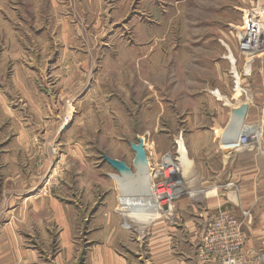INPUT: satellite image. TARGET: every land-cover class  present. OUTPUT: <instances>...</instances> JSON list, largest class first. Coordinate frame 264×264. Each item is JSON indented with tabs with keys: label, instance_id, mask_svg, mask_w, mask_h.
Here are the masks:
<instances>
[{
	"label": "rangeland",
	"instance_id": "1",
	"mask_svg": "<svg viewBox=\"0 0 264 264\" xmlns=\"http://www.w3.org/2000/svg\"><path fill=\"white\" fill-rule=\"evenodd\" d=\"M262 5L264 0H0V147L5 161L20 152V161L31 163L37 181L43 178L47 194L68 215L67 250H56L54 234L47 246L36 234L43 264L56 256L83 264L106 253L127 264H151L157 229L162 241L179 244L174 256H192L201 234L174 227L190 217L195 230L200 227L193 216L201 207L197 200L210 186L207 170L221 156L212 129L221 130L229 117L233 124V111L246 104L241 129L260 134L254 147L264 151V105L252 96L253 85L264 84V53L248 74L237 42L246 12ZM139 138L151 187L166 158L178 176L175 199L162 203L160 216L147 225L125 216L124 194L111 177L118 173L103 160L123 161L134 173L130 144ZM180 147L195 173L185 178ZM181 207L188 212L180 214ZM251 211L245 212L249 226ZM30 217L33 226L47 219L44 213Z\"/></svg>",
	"mask_w": 264,
	"mask_h": 264
},
{
	"label": "crops",
	"instance_id": "2",
	"mask_svg": "<svg viewBox=\"0 0 264 264\" xmlns=\"http://www.w3.org/2000/svg\"><path fill=\"white\" fill-rule=\"evenodd\" d=\"M252 96L254 104L264 105V84L253 85ZM248 114L249 107L245 118ZM219 128L221 130L212 129V131L218 135L217 142L221 156L218 166H212L207 170H210L208 175L212 177L211 183L201 192V198L197 200L201 207L198 213L193 215L198 218L200 227L195 230L194 218L190 217L181 226L174 227V230L187 234L197 232L202 236L209 218L216 211L225 210L236 218H243L244 232L247 226L244 257L247 261L250 259L255 261L257 253L264 250V151L259 147L248 146L228 152L224 145L234 139L227 140L232 129L231 118L229 117ZM19 138L20 136L17 137L16 151L20 148ZM0 152V157L4 158L0 159V264H43L39 259V253L42 255L44 253L42 250L38 252L34 244L35 236L39 234L40 243L47 246L52 239L49 235L54 234L56 250H67L69 234L67 211L59 201L52 198L51 194H47L49 191L41 183L43 178L40 177L37 181L31 163L24 164L20 161V152L12 154L11 161H5L7 157L1 147ZM15 158L18 162L14 160ZM134 173H132L133 176L136 175ZM130 181L128 186L134 188V184ZM116 182L122 191L121 185L117 180ZM119 198L121 200V197ZM187 201L183 205H188L191 200ZM251 209L252 223L249 226L248 218H245L243 213ZM186 211L188 212L186 207L178 209L182 215ZM31 213H44L47 219L44 218L41 223H35L33 226L30 224ZM187 215L192 216L190 213ZM52 220L53 225L50 224ZM159 233L157 229L155 241L150 247L154 250L152 254L156 255L151 258V264H197L195 257L197 246H194L192 256L176 257L173 252L179 249V244L170 245L162 241ZM184 246L190 248L192 241L187 240ZM52 264L67 263H62V258L56 256ZM83 264L127 263L124 259L115 258L106 253L104 258H90Z\"/></svg>",
	"mask_w": 264,
	"mask_h": 264
},
{
	"label": "built area",
	"instance_id": "3",
	"mask_svg": "<svg viewBox=\"0 0 264 264\" xmlns=\"http://www.w3.org/2000/svg\"><path fill=\"white\" fill-rule=\"evenodd\" d=\"M238 51L243 60V68L251 74L253 62L264 53V6L249 9L237 33ZM260 135V134H259ZM258 134L241 131L237 139L226 143L224 148L233 152L259 143ZM154 182L157 195L162 203H172L174 191L173 167L160 168ZM159 190L161 193H159ZM246 216V213H243ZM242 221L225 210L216 211L207 221L200 243L196 247L198 264H246L244 257L245 236ZM264 262V250L258 254L255 264Z\"/></svg>",
	"mask_w": 264,
	"mask_h": 264
},
{
	"label": "bare ground",
	"instance_id": "4",
	"mask_svg": "<svg viewBox=\"0 0 264 264\" xmlns=\"http://www.w3.org/2000/svg\"><path fill=\"white\" fill-rule=\"evenodd\" d=\"M244 125L245 124H243L241 128H243ZM241 128L232 126V129L230 130L229 135L232 133L236 135L234 137V141L237 139V136L239 135L241 131L245 132L244 129H241ZM180 150L182 152L181 172H182L183 177L185 178L186 174L188 176V175L193 174L194 172H192L193 169L191 168V164L186 159L185 154L182 151L181 147H180ZM166 167H173V170L175 168V165L170 158H166L163 161V163H161L160 165V168L164 169ZM160 168L158 172L156 171L157 173H155V176L160 174V171H161ZM174 176L175 175H173L174 179L178 178V176L176 177ZM111 177L113 179H116L121 185V189L124 194V199L126 200V205H125L126 210L124 211L125 216L129 217V219H133L134 221L138 223L146 224V225L152 221H155V219L158 218V216H160V205L162 204V200H160V196L157 195L158 192L155 189L154 183L152 184L153 187H151V185L149 184L150 179H149V171H147V166L143 170L142 174H139L138 176L137 175L133 176V174H131V177H129V179L134 184V188H131L128 186L129 181H130L128 179L122 178L121 176H118V175H111ZM176 188L174 189V191H177ZM175 193H178V192H175ZM133 198H135V200H133Z\"/></svg>",
	"mask_w": 264,
	"mask_h": 264
},
{
	"label": "water",
	"instance_id": "5",
	"mask_svg": "<svg viewBox=\"0 0 264 264\" xmlns=\"http://www.w3.org/2000/svg\"><path fill=\"white\" fill-rule=\"evenodd\" d=\"M247 109H248L247 105L242 104L239 106L238 109L233 111L232 126L241 128L246 117ZM130 148L134 152V171L135 174L138 176L139 174H142L143 170L147 166V155L144 149L143 140L139 138L137 140V143L130 144ZM103 160L111 168L117 171L118 175H120L122 178L129 179V177H131L132 170L126 165L125 162L116 159H111L106 156L103 157Z\"/></svg>",
	"mask_w": 264,
	"mask_h": 264
}]
</instances>
